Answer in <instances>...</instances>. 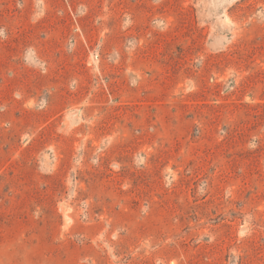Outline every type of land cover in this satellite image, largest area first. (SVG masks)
<instances>
[{"label":"rangeland","instance_id":"1","mask_svg":"<svg viewBox=\"0 0 264 264\" xmlns=\"http://www.w3.org/2000/svg\"><path fill=\"white\" fill-rule=\"evenodd\" d=\"M0 264H264V0H0Z\"/></svg>","mask_w":264,"mask_h":264}]
</instances>
